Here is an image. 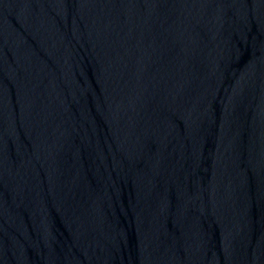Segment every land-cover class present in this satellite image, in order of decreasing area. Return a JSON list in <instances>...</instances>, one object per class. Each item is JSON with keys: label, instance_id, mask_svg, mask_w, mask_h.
Segmentation results:
<instances>
[{"label": "water", "instance_id": "95a60500", "mask_svg": "<svg viewBox=\"0 0 264 264\" xmlns=\"http://www.w3.org/2000/svg\"><path fill=\"white\" fill-rule=\"evenodd\" d=\"M0 264H264V0H0Z\"/></svg>", "mask_w": 264, "mask_h": 264}]
</instances>
